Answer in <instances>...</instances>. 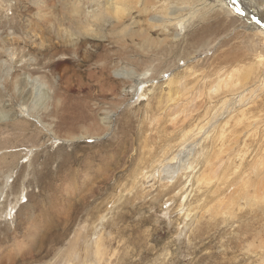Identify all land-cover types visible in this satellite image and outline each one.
<instances>
[{"label":"rangeland","instance_id":"1","mask_svg":"<svg viewBox=\"0 0 264 264\" xmlns=\"http://www.w3.org/2000/svg\"><path fill=\"white\" fill-rule=\"evenodd\" d=\"M263 2L0 0V165L5 153L17 156L11 169L0 166V188L9 186L0 198V227L9 225L0 260L13 253L16 264H264V69L252 50L264 49ZM153 73L157 80L138 88ZM244 94L250 101L237 104ZM52 97L69 112L67 132L83 136L101 124L100 138L72 142L46 131L33 145V131L51 123L44 113L55 108ZM224 128L233 139L223 150L206 142ZM235 149L249 158L238 174ZM188 159L195 171L181 170ZM164 175L182 178L188 195L160 194ZM242 181L259 202H247Z\"/></svg>","mask_w":264,"mask_h":264},{"label":"bare ground","instance_id":"2","mask_svg":"<svg viewBox=\"0 0 264 264\" xmlns=\"http://www.w3.org/2000/svg\"><path fill=\"white\" fill-rule=\"evenodd\" d=\"M220 1V0H219ZM264 3V2H263ZM262 3V4H263ZM218 8V7H217ZM224 9V8H223ZM225 10V9H224ZM218 11H220V10H218ZM222 11V10H221ZM228 12V11H227ZM231 12V11H230ZM221 13V12H220ZM224 13H226L225 11H224ZM224 13H223V15H224ZM232 13V12H231ZM263 14H264V9H263ZM231 15V14H230ZM105 16V15H104ZM218 16V15H217ZM217 16H216V18H217ZM227 16V15H226ZM225 16V17H226ZM212 18V17H211ZM215 18V19H216ZM219 18H220V16H219ZM221 18H223V17H221ZM214 19V18H213ZM214 19V21L212 22V24L216 21ZM227 19V18H226ZM221 20V19H220ZM208 21H209V19H208ZM212 21V20H211ZM224 21V20H223ZM231 21H233V20H231ZM207 23V22H206ZM216 23V22H215ZM222 23V22H221ZM220 23V24H221ZM224 23V22H223ZM211 24V25H212ZM46 25V24H45ZM214 25V24H213ZM222 25V24H221ZM235 25V24H234ZM233 25V26H234ZM240 25V24H239ZM206 26V25H205ZM216 26V25H215ZM217 26H218V24H217ZM216 26V27H217ZM223 26V25H222ZM226 26V25H225ZM245 27V26H244ZM219 28V27H218ZM213 29V28H212ZM226 29V28H225ZM205 30V29H204ZM209 30H211V29H209ZM230 30V29H229ZM214 31V30H213ZM222 31H226V30H222ZM237 31V30H236ZM247 31V30H246ZM250 31V30H249ZM209 32H211V31H209ZM227 32V31H226ZM230 32H231V30H230ZM238 32H240V31H238ZM237 32V33H238ZM244 32V31H243ZM255 32V31H254ZM219 33V32H218ZM262 33V32H261ZM244 34V33H243ZM242 34V35H243ZM217 35V34H216ZM230 35V34H229ZM238 34H236L235 36H237ZM263 35V36H262ZM262 39H261V41L263 42L264 41V33H262ZM231 36H233V35H231ZM239 37V36H238ZM237 38V37H236ZM248 39V38H247ZM259 39V38H258ZM250 41H251V39H250ZM249 42V41H248ZM247 43V42H246ZM251 43V42H250ZM253 43V42H252ZM261 47V46H260ZM252 50H253V53L254 54H259V56L262 58L260 61H258L257 63H258V66H262L263 67V69H264V49H262L261 50V52L259 53L258 51H257V45H255V44H253L252 45ZM82 56V55H81ZM101 58V57H100ZM103 58V57H102ZM123 58V57H122ZM258 58V57H257ZM122 60V59H121ZM100 61H101V59H100ZM102 62V61H101ZM104 62V61H103ZM102 62V63H103ZM106 63V62H105ZM110 64V63H109ZM105 67V64L103 65V67L102 68H104ZM146 67V66H145ZM163 67V66H162ZM153 68V67H152ZM134 69H136V68H134ZM160 69H161V64L160 65H158V67H156V69H155V67H154V71H156V72H160ZM172 69V68H171ZM162 70V69H161ZM153 71V70H152ZM105 71L104 70H102V73H104ZM134 72V71H133ZM155 72V73H156ZM167 72V71H166ZM145 73V72H144ZM155 73H153L151 76H150V78H147V80H145V81H143V79H141V77H139L140 78V80H139V83H138V88L140 87V86H142V85H144V83L145 82H147V81H150V80H153L155 77H154V74ZM165 73V72H164ZM164 73H163V75H164ZM166 74V73H165ZM156 76V75H155ZM137 77V76H136ZM144 77V76H143ZM104 78V77H103ZM157 78L158 77H156L155 79H154V81L155 80H157ZM130 80V79H129ZM114 83V82H113ZM133 83V82H132ZM135 83V82H134ZM151 83V82H150ZM264 83V82H263ZM127 85V84H126ZM229 85V82L226 84V86H228ZM130 86V85H129ZM258 86V85H257ZM261 86V85H260ZM113 87V86H112ZM264 86L262 85V88H263ZM27 88V87H26ZM252 88V87H251ZM255 89H256V87H254ZM258 88H260V87H258ZM68 89V88H67ZM113 89H115V88H113ZM171 89V88H170ZM52 90V89H51ZM136 90H137V88L135 89V92H136ZM244 90V89H243ZM260 91H261V88L259 89ZM263 90V89H262ZM138 91V90H137ZM217 91H219V90H217ZM255 92L257 91V89L256 90H254ZM139 92H142V89L139 91ZM144 92V91H143ZM142 92V93H143ZM171 92V91H170ZM253 91H251V93H252ZM259 92V91H258ZM24 93H27V91H24L23 92V94ZM235 93V92H234ZM237 93H238V91H237ZM254 93V92H253ZM57 94L58 93H55V95L57 96ZM146 94V93H145ZM28 94H26V96H27ZM126 95V94H125ZM134 95V94H133ZM147 95V94H146ZM220 95H222V94H220ZM239 95V94H238ZM238 95H237V99L236 100H238ZM26 96L24 95V97L26 98ZM138 96V95H137ZM185 96V95H184ZM236 96V95H235ZM234 96V97H235ZM42 97V96H41ZM139 97H141V95H139ZM242 97V96H241ZM246 97V95L244 94V97L243 98H240V100L239 101H236V103L237 102H240V103H245L243 100H244V98ZM247 97L248 98H251V96L250 95H247ZM52 101L54 102V103H56V105L54 106L55 108H53L52 110H50V108L49 109H45V113H44V118H50V120H51V123L50 124H48L47 126H45V130L43 129V131H38V130H40L39 128L38 129H36V130H34L33 132V134L30 136V138L29 139H31V141H32V144L33 145H37L38 143H39V141L41 140V139H43V136H41L42 135V132H46V131H48V133H50L51 135H52V138L54 137V138H60V135H61V133L62 132H64V133H66L65 134V138H66V140L67 139H69V141H74V140H80V139H84V140H87V139H93L94 137H99L100 138V136H98V134H99V132H100V130H101V124H99L98 122H96L95 124H99V125H95V127L98 129V130H96V128H93V127H88V126H86V127H84L83 129L84 130H86V128H87V131H85V135H83V136H81V135H73L72 133L70 134V132H67L66 130V127H68V126H66V124H63V121H65V119H64V117H63V113H69L68 111H66V110H64V109H66V108H61V107H59L58 106V104L57 103H60V100L57 98V97H52ZM62 99V98H61ZM113 99V98H112ZM176 99V98H175ZM216 99V98H215ZM245 99H247V98H245ZM253 99V98H252ZM235 100V99H234ZM185 101V100H184ZM247 101H248V99H247ZM250 101V100H249ZM248 101V102H249ZM69 102V101H68ZM226 102V101H225ZM248 102L246 103V106H248ZM135 103V102H134ZM238 104V103H237ZM241 104V105H242ZM250 104V103H249ZM256 104H257V102H256ZM167 105V104H166ZM255 106V105H254ZM259 106V105H258ZM43 107V106H42ZM132 107V106H131ZM241 107V106H240ZM45 108V107H44ZM242 108V107H241ZM243 108H245V107H243ZM247 108V107H246ZM245 108V109H246ZM250 108V107H249ZM64 111H63V110ZM127 109V108H126ZM238 109V108H237ZM253 109V108H252ZM68 110H70V109H68ZM114 110V109H113ZM170 110V109H169ZM175 110H177V113H181V115L183 114L184 115V113L186 112L187 113V111H188V108H184L183 107V105H178V106H176V108H175ZM189 110H191V109H189ZM244 110V109H243ZM39 111H41V110H39ZM238 111V110H237ZM236 111V112H237ZM246 111V110H245ZM243 112V114H241V116L243 117V118H246L245 117V113H247V112ZM248 111V110H247ZM250 111H252V110H250ZM116 112V111H115ZM172 112H173V110H172ZM239 112V111H238ZM241 112V111H240ZM240 112L238 113V114H240ZM10 113V112H9ZM36 113V112H35ZM35 113H33V111H32V116H34V114ZM43 113V112H42ZM1 114V113H0ZM216 114V113H215ZM250 114V113H249ZM248 114V115H249ZM37 115V114H36ZM39 115V114H38ZM71 115V114H70ZM219 115H220V113H219ZM247 115V114H246ZM43 116V115H42ZM42 116L40 115V119H42L43 120V118H42ZM72 116V115H71ZM223 116V115H222ZM237 116V115H236ZM241 116L239 117V118H241ZM30 117H31V115H30ZM17 118V117H16ZM15 118V119H16ZM19 118V117H18ZM72 118V117H71ZM107 119V118H106ZM112 119V118H111ZM17 120V119H16ZM73 120V119H72ZM170 120V119H169ZM175 120V119H174ZM174 120L172 121V119H171V121H172V123L174 122ZM239 120V119H238ZM242 121H243V119H241ZM245 120V119H244ZM242 121H240V123L242 122ZM95 122V121H94ZM237 122V121H236ZM8 123V122H7ZM16 123V122H15ZM175 123V122H174ZM228 123L229 122H227L226 123V127H228ZM238 123H239V121L237 122V125H238ZM21 124V123H20ZM112 124V123H111ZM16 125H17V123H16ZM109 125V124H108ZM221 125V124H220ZM22 126H23V123H22ZM90 126H92V125H90ZM18 127V126H17ZM219 127V126H218ZM225 127V128H226ZM14 128H16V127H14ZM35 128V127H34ZM225 128L224 129H222V131L221 132H218V131H216V132H214L213 134H211V133H208L207 134V136L206 137H204V138H206V142H208V141H212V142H210V143H220L219 145L221 146V150H223L222 148L225 146V144H226V142H227V140H231V138H232V136H226L225 137V135H226V132H227V130H225ZM28 130V129H27ZM197 130H198V128H197ZM203 130H205V129H200L199 131H203ZM82 131V130H81ZM30 132H32V130H29V132L28 133H30ZM84 132V131H83ZM177 132V131H176ZM28 133H26V134H28ZM111 133V132H110ZM229 133H231V132H229ZM232 133H234V131H232ZM19 134V133H18ZM22 134V133H21ZM25 134V135H26ZM44 134V133H43ZM82 134V133H81ZM108 134V133H107ZM215 134H217L218 136L216 137V139H215ZM235 134V133H234ZM233 134V135H234ZM34 135V136H33ZM38 135V138H36V136ZM186 135H188V134H186ZM185 135V136H186ZM13 136V135H12ZM235 136V135H234ZM233 136V137H234ZM17 137V136H16ZM23 137V136H22ZM45 137V136H44ZM51 137V136H50ZM244 137V136H243ZM243 137H241L240 138V140H238V142L236 141V138L233 140V141H236L237 143H246V141H247V137H245V139L243 138ZM12 138H15V137H12ZM20 138V137H19ZM185 138V137H184ZM230 138V139H229ZM247 138V139H246ZM24 139H26V138H24ZM23 139V140H24ZM187 139V138H186ZM233 139V138H232ZM244 139V140H243ZM68 141V140H67ZM51 142V141H50ZM231 142V141H230ZM70 143V142H69ZM185 143V142H184ZM236 143V144H237ZM26 144V143H25ZM181 144H183V143H181ZM228 144V143H227ZM15 145V144H14ZM23 145V144H22ZM27 145V144H26ZM31 145V144H30ZM214 145V144H213ZM28 146V145H27ZM40 146V145H39ZM182 146V145H181ZM11 147V146H10ZM22 147V146H21ZM14 148V147H13ZM24 148V147H23ZM25 148H28V147H25ZM30 148V147H29ZM44 148V147H43ZM185 148V147H184ZM203 148V147H202ZM227 148V147H226ZM35 149V148H34ZM38 149H39V147H38ZM42 149V148H41ZM40 149V150H41ZM6 150V149H5ZM35 150H37V149H35ZM233 150V149H232ZM7 151V150H6ZM51 151V150H50ZM235 151H237L238 153V156H237V158H233V159H235V163L236 164H238V162L237 161H239L240 163H239V166L236 168V164L235 163H233L232 165L236 168V172H235V174H238L239 172H240V170H241V167L243 166V164L249 159V158H246V155H247V151L246 150H236L235 149ZM2 152V151H1ZM200 152V151H199ZM221 152V151H220ZM3 153V152H2ZM1 153V154H2ZM22 153V152H21ZM183 153H184V151H183ZM202 154H203V152H201ZM206 153V152H205ZM226 153V152H225ZM230 153H231V151H230ZM233 153H234V150H233ZM6 155H3L4 157H3V166L4 167H7L8 169H11L10 167H11V164L8 162V160H10V159H12L13 161H10L11 163H15L16 162V157L17 156H15L13 153L11 154V152H7V153H5ZM11 154V155H10ZM37 154V153H36ZM44 154V153H43ZM169 154V153H168ZM167 154V155H168ZM235 154H236V152H235ZM106 155V154H105ZM180 155V154H179ZM204 155V154H203ZM230 155V154H229ZM45 156V155H44ZM69 156H71V154H69ZM164 156H165V154H164ZM72 157V156H71ZM177 153H176V155H173V157L170 159V161H168V162H172V161H174L175 159H177ZM210 157V156H209ZM231 157V156H230ZM234 157V156H233ZM20 158V157H19ZM75 158V157H74ZM58 159V158H57ZM227 159V158H226ZM232 159V158H231ZM236 159H238L237 161H236ZM71 160H72V158H71ZM208 160H209V158H208ZM228 160V159H227ZM58 161V160H57ZM68 161H70V160H68ZM164 162H165V159L163 160ZM188 161H189V159H188ZM211 161V160H210ZM1 162L2 161H0V164H1ZM177 162V161H176ZM190 162V161H189ZM188 162V164H186L185 166H183L182 167V171H185V172H187V170H190V171H195L196 170V167H194L193 165H194V163H189ZM67 163V162H66ZM229 163V162H228ZM214 164V163H213ZM264 163L263 162H261L260 163V165H263ZM2 165H0V166H2ZM256 167V166H255ZM40 168V167H39ZM31 169V168H30ZM3 169H1V171H2ZM0 171V172H1ZM206 172V171H205ZM41 172H39V171H35V175L38 177V178H40L39 177V175H41L40 174ZM162 173H163V170H162ZM192 173V172H191ZM3 174V173H2ZM181 174H183V175H185L184 173H181ZM211 174H212V172H211ZM56 175V174H55ZM174 175V174H173ZM179 175V174H178ZM187 175V174H186ZM191 175V174H190ZM189 175V176H190ZM202 175V174H201ZM64 176V175H63ZM152 177V180L150 181V182H153V181H156V178L154 177V174H152V175H150V176H148V179L149 178H151ZM163 177V176H162ZM181 177V176H180ZM176 178H179L178 176L176 177ZM189 178V177H188ZM161 179V178H160ZM171 179H172V181H171ZM173 179H174V177H172V175L171 176H167V175H164V177L161 179V181L160 180H158L159 181V183H160V186H159V193L160 194H163L164 196H170V195H173V194H175L176 193V191L177 190H179V193L176 195V196H178L179 194H181V195H183V196H185V195H188V194H185V191H184V189H185V187H187V186H185V185H183V181H182V178L181 179H179V180H177L176 182L175 181H173ZM202 179H205V178H202ZM183 183H182V182ZM211 181V179H209V181L208 182H210ZM200 182H202V180L200 179ZM186 183V182H185ZM242 183H243V188H245L246 190H247V193H248V198H247V202L248 203H253V201L256 199L255 197H254V195H253V192L254 191H257V190H254L253 192H252V195L250 194V189L251 188H249V186H248V183L247 182H245V181H242ZM155 186H156V184H154V185H152L151 187H153V188H155ZM183 186H185V187H183ZM17 187V186H16ZM8 188H9V186L6 184V186L5 187H3V188H0V198H1V196L3 195V194H5L6 192H7V190H8ZM57 188V187H56ZM17 190V188H15L14 186H12L11 187V191H16ZM253 190V189H252ZM251 190V191H252ZM187 192V191H186ZM68 193H70L69 191H68ZM93 193V192H92ZM237 193V192H236ZM247 193H245V195L247 194ZM256 193V192H255ZM185 194V195H184ZM256 194H258V192L256 193ZM176 196H174V197H176ZM231 196V195H230ZM238 196H239V194H238ZM260 196V195H259ZM11 197V196H10ZM33 197V195H31L30 197H28V199H27V202L26 203H23V204H20V206H19V211H22V210H24L25 208H28L29 207V205L31 204V198ZM188 197V196H187ZM189 198V197H188ZM236 198V197H235ZM242 198H244L243 196H242ZM2 199V198H1ZM7 199V198H6ZM19 197L17 198V199H15V203L17 204L19 201ZM50 200V199H49ZM242 200H244V199H242ZM258 200H259V197H258ZM257 199H256V201H258ZM261 200V199H260ZM4 201V200H3ZM235 201H236V199H235ZM234 201V202H235ZM240 201V200H239ZM9 202V201H8ZM259 202V201H258ZM233 203V202H232ZM237 203V202H236ZM260 203H262V202H260ZM238 204V203H237ZM246 204V203H245ZM181 205V204H180ZM221 205V204H220ZM226 205V204H225ZM228 206H229V203L227 204ZM232 205V204H231ZM258 205V204H257ZM185 206H187V205H185ZM260 207H261V205H260ZM262 207H264V206H262ZM261 207V208H262ZM186 208V207H185ZM261 208H259L258 207V210L259 209H261ZM237 209V208H236ZM251 209V208H250ZM257 209V208H256ZM13 210V209H12ZM183 211H184V209H183ZM234 211V210H233ZM26 212H28V211H26ZM221 213V212H220ZM235 213V212H234ZM233 212H231V213H228L227 212V217L228 216H230V217H235V214H234ZM250 213H252V211L250 210L249 211V213L247 214V216H252V215H250ZM69 214V213H68ZM186 214V213H185ZM223 214V213H222ZM7 215V214H6ZM259 215H262L263 217H264V208L263 209H261V210H259ZM188 216V215H187ZM189 217V216H188ZM10 219V218H9ZM28 223L30 222V218L28 217ZM36 219V221H37V218H35ZM230 219V218H229ZM232 219V218H231ZM247 219V218H246ZM14 220V219H13ZM27 220V219H26ZM12 221V220H11ZM227 221V220H226ZM225 221V222H226ZM1 222V221H0ZM33 224H34V222L33 221H31ZM38 222V221H37ZM36 223V222H35ZM41 223V222H40ZM37 224V223H36ZM29 225H31V224H29ZM9 225H8V223L7 224H5L3 227H0V235H1V237L3 236L4 237V232L7 230V227H8ZM34 226V225H33ZM33 226H31V227H33ZM26 227V226H25ZM35 227H36V225H35ZM38 229H39V227H37ZM36 228V229H37ZM41 228V227H40ZM15 229H17V227H15ZM31 229V228H30ZM28 230H29V228H27V230L25 231V233L26 234H28L29 232H28ZM40 230V229H39ZM55 230H57V228H55V227H53L52 229H48L47 231L49 232L50 231V234H52ZM238 230V229H237ZM32 232H34L32 235L34 236V239H36V238H38L39 237V232L38 231H35L34 229H32L31 230V232L30 233H32ZM5 235H7V233L5 232ZM32 235H30V236H32ZM33 239V241H36V240H38V239H36V240H34ZM1 240V239H0ZM31 240V239H30ZM38 243H39V241H37ZM35 243V242H34ZM35 245V244H34ZM37 245V244H36ZM37 246H39V245H37ZM36 247V246H35ZM34 247V248H35ZM37 248V247H36ZM0 251H1V249H0ZM35 252V251H34ZM32 253L33 255L35 254V253ZM3 254V253H2ZM18 254V252H16L15 253V255H17ZM33 255H31V256H33ZM35 256V255H34ZM33 256V257H34ZM18 257H22L21 255H18ZM28 258V257H27ZM16 259H17V256L16 257H14V255H13V253H6L5 254V256L3 257V259L2 260H0V264H16L17 262H16ZM26 260V258H23V261H25ZM34 263V262H33Z\"/></svg>","mask_w":264,"mask_h":264}]
</instances>
